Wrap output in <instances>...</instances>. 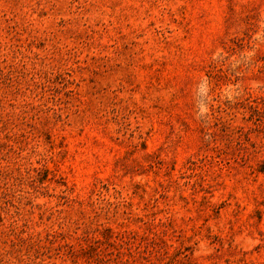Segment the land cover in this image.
<instances>
[{
    "label": "rangeland",
    "instance_id": "374dc122",
    "mask_svg": "<svg viewBox=\"0 0 264 264\" xmlns=\"http://www.w3.org/2000/svg\"><path fill=\"white\" fill-rule=\"evenodd\" d=\"M0 264H264V0H0Z\"/></svg>",
    "mask_w": 264,
    "mask_h": 264
}]
</instances>
